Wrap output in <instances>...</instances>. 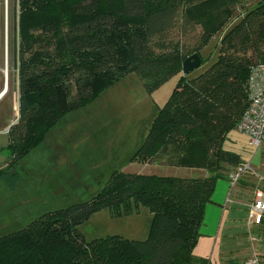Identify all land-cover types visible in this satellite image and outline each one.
Segmentation results:
<instances>
[{"label":"trees","instance_id":"trees-1","mask_svg":"<svg viewBox=\"0 0 264 264\" xmlns=\"http://www.w3.org/2000/svg\"><path fill=\"white\" fill-rule=\"evenodd\" d=\"M7 1V61L14 60L18 92L9 164L121 75L134 73L151 92L180 74L131 159L205 174L114 170L87 200L0 235V264H208L192 250L216 180L242 163L224 142L248 105L249 74L264 61V0H15L12 27ZM215 35L216 59L183 74V60L196 53L202 64L201 49ZM131 205L151 214L144 240L86 241L78 230L99 209Z\"/></svg>","mask_w":264,"mask_h":264},{"label":"rangeland","instance_id":"rangeland-1","mask_svg":"<svg viewBox=\"0 0 264 264\" xmlns=\"http://www.w3.org/2000/svg\"><path fill=\"white\" fill-rule=\"evenodd\" d=\"M4 2V7L0 4V91L5 66L1 12L4 9L6 22L8 7V1L6 7ZM13 9L17 10V4L9 0L11 27ZM218 37L213 36L201 49L204 62L192 70L190 76L197 75L216 59ZM11 40L17 41V36L12 34ZM6 64L7 92L0 96V170L4 171L0 176V235L24 227L45 211L87 200L114 170L177 177L205 174L186 167L147 165L131 159L180 74L171 76L151 92L145 90L134 73L121 75L92 101L64 114L36 147L9 164L11 157L5 147L8 128L18 116V92L13 58L9 67L8 61ZM224 148L241 156V164H248L237 182L244 179L264 190V142L253 146L246 134L233 130ZM115 211L114 207H104L90 214L78 226L84 239L90 241L112 235L130 240L147 238L152 218L145 207L131 205L130 210Z\"/></svg>","mask_w":264,"mask_h":264},{"label":"crops","instance_id":"crops-1","mask_svg":"<svg viewBox=\"0 0 264 264\" xmlns=\"http://www.w3.org/2000/svg\"><path fill=\"white\" fill-rule=\"evenodd\" d=\"M242 181L231 184L229 179H217L211 200L204 207L192 253L208 264H264L260 248L264 224H254L248 212L258 187Z\"/></svg>","mask_w":264,"mask_h":264},{"label":"built area","instance_id":"built-area-1","mask_svg":"<svg viewBox=\"0 0 264 264\" xmlns=\"http://www.w3.org/2000/svg\"><path fill=\"white\" fill-rule=\"evenodd\" d=\"M248 105L234 130L246 134L253 146L264 142V61L255 65L247 79ZM248 164H240L229 175L231 184L236 183ZM250 220L256 224H264V190L255 189L252 200L248 205ZM261 253L264 254V235L260 240Z\"/></svg>","mask_w":264,"mask_h":264},{"label":"water","instance_id":"water-1","mask_svg":"<svg viewBox=\"0 0 264 264\" xmlns=\"http://www.w3.org/2000/svg\"><path fill=\"white\" fill-rule=\"evenodd\" d=\"M7 36H6V27L4 30V52H5V66H6V57H7ZM201 64L199 56L194 53L186 57L182 62V73L187 74L197 68ZM7 92V77L4 76V82L2 90L0 91V96L4 95Z\"/></svg>","mask_w":264,"mask_h":264},{"label":"bare ground","instance_id":"bare-ground-1","mask_svg":"<svg viewBox=\"0 0 264 264\" xmlns=\"http://www.w3.org/2000/svg\"><path fill=\"white\" fill-rule=\"evenodd\" d=\"M4 4H5V7H6L7 0H5ZM5 15H6V17H7V11H5ZM6 19H7V18H5V20H6ZM4 23L6 24V36H7V21L4 22ZM4 28H5V26H4ZM4 59H5V57H4ZM6 62H7V57H6ZM2 72H3L4 76H5V74H6V77H7V64H6V66H4V68L2 69Z\"/></svg>","mask_w":264,"mask_h":264}]
</instances>
